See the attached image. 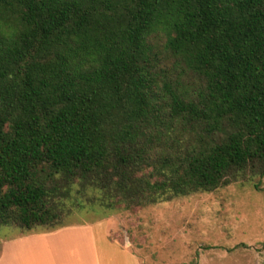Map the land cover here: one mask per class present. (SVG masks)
Here are the masks:
<instances>
[{
    "label": "trees",
    "instance_id": "trees-1",
    "mask_svg": "<svg viewBox=\"0 0 264 264\" xmlns=\"http://www.w3.org/2000/svg\"><path fill=\"white\" fill-rule=\"evenodd\" d=\"M262 178L264 0H0V226Z\"/></svg>",
    "mask_w": 264,
    "mask_h": 264
},
{
    "label": "rangeland",
    "instance_id": "rangeland-1",
    "mask_svg": "<svg viewBox=\"0 0 264 264\" xmlns=\"http://www.w3.org/2000/svg\"><path fill=\"white\" fill-rule=\"evenodd\" d=\"M260 184L236 182L129 211L74 210L59 222L109 229L140 264H264V178ZM20 233L0 226V245Z\"/></svg>",
    "mask_w": 264,
    "mask_h": 264
},
{
    "label": "crops",
    "instance_id": "crops-1",
    "mask_svg": "<svg viewBox=\"0 0 264 264\" xmlns=\"http://www.w3.org/2000/svg\"><path fill=\"white\" fill-rule=\"evenodd\" d=\"M140 264L128 248L92 224H66L53 231L17 235L0 245V264Z\"/></svg>",
    "mask_w": 264,
    "mask_h": 264
}]
</instances>
